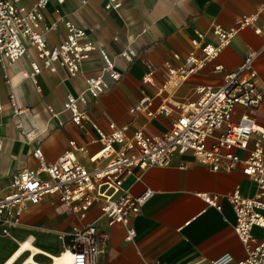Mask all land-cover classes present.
Listing matches in <instances>:
<instances>
[{
    "label": "crops",
    "instance_id": "obj_1",
    "mask_svg": "<svg viewBox=\"0 0 264 264\" xmlns=\"http://www.w3.org/2000/svg\"><path fill=\"white\" fill-rule=\"evenodd\" d=\"M37 1L20 0V4L28 7ZM107 1L50 0L43 9L45 23L58 24L57 29L46 33L50 48L59 47L67 38L66 20L84 27L87 40L96 45L78 74L69 75L66 67L55 62L56 70L43 69L36 75L37 82L24 77L25 71L31 69V60L43 64L37 48L30 43L20 59L0 61V186H7L16 171L40 168L34 155L37 146L43 149L47 162L70 151L79 163L93 167L90 158L103 147L95 126L105 131L111 129L110 124L126 126L130 136L136 130L149 135L168 132L179 114L177 103L196 98L195 89L199 86H219L227 72L234 71L252 49L258 51L254 61L257 81L264 86V35L256 33L252 25L241 28L214 59L202 61L204 53L193 43L202 34L203 42L216 44L218 39L211 30L215 23L231 27L244 16L256 15L258 23L264 24V0H121L119 9L106 8ZM128 50L135 51L132 61L121 55ZM103 52L113 61L114 70L120 72L118 79L114 80L104 69ZM167 61L173 62L179 74L192 70L184 80L177 74L167 84L156 70L148 82L150 64L161 67ZM218 64L223 68L216 70ZM99 76L110 87L96 98L87 95V103H78L79 109L86 107L88 114L77 125L65 102L87 88L89 77ZM13 89L20 104L31 109L22 116L24 128L42 131L40 139L28 142L17 128L9 96ZM147 95L153 98L150 110L156 112L151 116L141 110L133 112L131 109ZM161 105L170 109V114L157 110ZM242 110L237 105L233 120ZM254 116L259 124H264V99ZM70 139L80 147L71 146ZM137 171L126 178L125 187L135 196L148 188L153 194L131 218L137 232L135 239L127 238L122 223L109 228L108 251L102 264H213L225 253L232 254L235 260L245 256V245L234 227L236 212L229 195L240 189L243 195L254 196L257 184L244 174L242 164L231 171H216L192 153H176L170 165H155L140 179ZM207 194L217 195L219 206L210 204ZM101 205L99 201L93 203L82 217L59 196H45L23 212L13 238L0 241V264H5L25 240L51 253H60L63 243L58 234L69 233L98 218ZM101 223H106L104 218ZM253 233L261 238L264 229L257 226ZM52 241L59 245L49 247L47 243ZM12 264L29 263L18 257Z\"/></svg>",
    "mask_w": 264,
    "mask_h": 264
},
{
    "label": "built area",
    "instance_id": "obj_2",
    "mask_svg": "<svg viewBox=\"0 0 264 264\" xmlns=\"http://www.w3.org/2000/svg\"><path fill=\"white\" fill-rule=\"evenodd\" d=\"M49 1L38 0L33 6L26 7L20 4V0H0V61L18 60L27 52V43L34 45L43 64L31 60V69L25 71L24 77L35 82L36 75L43 69L55 71V62L66 67L69 75L78 74L85 59L96 49V45L87 40V30L69 20L65 21L68 35L63 43L56 48L48 46L46 33L58 28L57 22L45 23L43 9ZM57 1L62 3L65 0ZM120 6L121 0H108L106 3L109 9H119ZM251 25L256 33L264 35V24L258 23L256 15L244 16L231 27L213 24L211 30L218 39L216 44L203 42L202 34L193 39L194 45L204 53L202 61L216 58L241 28ZM257 54V50H250L234 71L227 72L219 86H199L195 89L196 98L177 103L179 114L166 133L149 135L136 130L130 136L126 133V126L110 124L109 131L95 126L103 147L90 158L94 163L91 168L79 163L70 151L56 161L47 162L43 149L37 146L34 155L39 159L40 168L16 171L10 176L7 186H0V236L13 238L12 232L22 223L23 212L47 195L59 196L70 210L80 212L82 217L86 216L93 203L99 201L102 205L98 218L69 233L58 234L63 251L68 254V262L59 264H102V258L108 251L109 228L122 223L128 232L127 238L135 239L137 232L131 218L153 194L148 188L136 196L132 195L125 187L126 178L138 170L137 178L140 179L155 165H170L174 154L192 153L201 163L216 171H231L242 164L244 174L257 184L254 196H245L240 189L229 195L236 212L234 227L245 245V256L235 260L232 254L225 253L213 264H264V233L261 238H256L253 233L257 226L264 229V124H259L254 116L255 109L264 99V86L258 83L254 71ZM121 55L132 61L135 51H124ZM103 57L106 60L104 69L114 80L118 79L120 72L114 70L113 61L105 52ZM222 68L221 64L216 66V70ZM156 70L161 72L167 84L178 75L184 80L192 69L179 74L171 61L161 67L150 64L148 82L152 81L151 74ZM6 79L11 84L8 76ZM87 82L85 90L78 96H69L65 102V108L72 112V120L77 125L88 114L87 108L80 110L78 103H87V95L96 98L110 87L100 76L89 77ZM9 96L15 124L25 140L40 139L42 131L24 128L22 116L31 109L20 104L14 89ZM152 102L153 98L147 95L131 110H141L151 116L156 112L150 110ZM237 105L243 110L237 120H233ZM157 110L165 115L171 112L165 105ZM69 143L75 149L80 147L74 139ZM1 146L0 141V149ZM101 160L104 163H98ZM205 198L210 204L219 206L217 195L207 194ZM103 218L106 221L104 225L101 223ZM152 264L161 263L155 261Z\"/></svg>",
    "mask_w": 264,
    "mask_h": 264
},
{
    "label": "bare ground",
    "instance_id": "obj_3",
    "mask_svg": "<svg viewBox=\"0 0 264 264\" xmlns=\"http://www.w3.org/2000/svg\"><path fill=\"white\" fill-rule=\"evenodd\" d=\"M44 253L50 257V262L46 264H59L68 262V254L65 251L60 253H51L34 245L31 240H25L18 246L17 251L7 260L5 264H12L18 257H22L25 263L29 264H43L37 261L36 255Z\"/></svg>",
    "mask_w": 264,
    "mask_h": 264
},
{
    "label": "rangeland",
    "instance_id": "obj_4",
    "mask_svg": "<svg viewBox=\"0 0 264 264\" xmlns=\"http://www.w3.org/2000/svg\"><path fill=\"white\" fill-rule=\"evenodd\" d=\"M239 153H243V151L240 150ZM4 237H5V236H0V241H7ZM47 245H48L49 247L52 248V247H57V245H59V243H58V242H55V241H52V242H48ZM14 247H15V246H14ZM57 254H58V253H57ZM37 260H38L39 262H42V261H48V260H50V257H48V256L45 255V254H39V255L37 256Z\"/></svg>",
    "mask_w": 264,
    "mask_h": 264
}]
</instances>
